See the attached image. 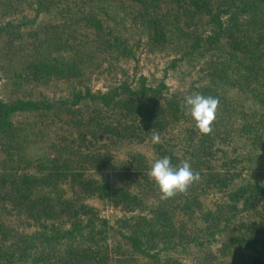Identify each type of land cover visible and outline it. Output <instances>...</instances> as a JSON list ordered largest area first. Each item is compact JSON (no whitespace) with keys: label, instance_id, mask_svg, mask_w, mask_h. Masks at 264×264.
<instances>
[{"label":"trees","instance_id":"16d2710c","mask_svg":"<svg viewBox=\"0 0 264 264\" xmlns=\"http://www.w3.org/2000/svg\"><path fill=\"white\" fill-rule=\"evenodd\" d=\"M12 1L22 0H0V5L12 8ZM24 1L31 5V0ZM35 1L36 15L52 3V0ZM122 1L139 7L132 17L146 34L147 43L158 51L168 46L167 36L176 9L184 8L183 23L187 28L198 17L206 18L210 27L206 35L180 29L178 41L183 43L177 52L180 56L172 60L167 69H175L186 58L214 53L220 60L207 73L209 79L216 85L239 92L254 108L248 111L243 106L245 101L239 104L235 98H227L212 88L197 90L204 96L218 98L217 111L223 116L213 122L211 134L201 135L198 130H191L189 134L194 136L185 139L183 156L162 152L163 148L157 147L160 156L169 157L173 166L185 159L200 174V180L187 192L167 201H161L159 191L155 193L150 188L147 193H153L155 202L145 206L144 199L136 194L113 190L86 178L85 172L103 170L112 162L111 154L96 146L100 142L104 147L124 141L142 144L153 131L162 134L188 117L181 108L186 96L170 92L165 82L168 70L154 87L140 77L122 82L107 92L90 90L87 72L105 58L116 55L137 60L126 41L115 36L104 25L100 14L94 12L92 0H72L67 20L80 24L81 30L90 29V35L80 32L79 47L70 64L39 59L32 68L41 80L52 77L73 79L77 83L65 97L54 101L20 99L6 103L0 98V264H107L110 239L116 245L117 254L140 257L148 264H175L170 255L173 252L184 254L189 250L186 255L192 256L191 250L204 254L215 250L214 247L219 258L229 255L233 264H264L259 254L260 250L264 251V182L260 179L238 181L239 171L225 169L227 165L232 166L235 159L228 163L223 161L220 171H213L210 166L215 140L223 135L226 141L229 136L223 131V123L228 118L239 117L241 137L255 149L264 150V0ZM19 29L20 26L11 21L0 27V38L3 34L9 36L5 47L0 49L2 57L17 46L21 37ZM18 114H34L37 120L28 122L27 130L12 121ZM62 116L68 117L64 122L76 129V139L70 140V144L64 142L57 149L51 145L54 155L45 162L32 163L21 157L19 152L30 135L43 138L47 123H62ZM37 124L43 126L34 131ZM136 159L145 162L142 157L135 158V162ZM141 163L136 162L128 170L142 173L146 167ZM62 180L69 183L68 188L74 195L72 200L53 204L51 200L35 196V187H51V183ZM211 190L225 191L222 203L213 211L203 209L201 201ZM95 194L107 197L129 215L117 220L116 226L110 225L83 202ZM73 200L75 202H71ZM28 201L31 205L26 206L23 214L34 213L38 223L55 219L58 214L61 220L69 214L68 220H64L69 223L68 228L52 224L46 231L43 225L41 232L16 236L10 249L3 247L2 243L14 238V232L2 217L11 215ZM136 210L139 213L136 214ZM196 217L201 223L196 222ZM190 222L196 226L190 227ZM244 251H253L256 255ZM217 256L210 257L215 260L219 259Z\"/></svg>","mask_w":264,"mask_h":264},{"label":"rangeland","instance_id":"374dc122","mask_svg":"<svg viewBox=\"0 0 264 264\" xmlns=\"http://www.w3.org/2000/svg\"><path fill=\"white\" fill-rule=\"evenodd\" d=\"M51 2L47 10L37 15L35 14V0H31L29 6L28 2L24 0L17 3L12 1V8L0 5V27L5 22L11 21L20 26L19 33L21 35L17 46L11 53H5L4 57L0 53V98L3 102L9 103L20 99L54 101L57 98L65 97L72 86L77 83V80L73 79L56 80L52 77L46 81L41 80L32 68L33 64L39 59L70 64L79 47L78 43L82 35L80 32H84V35H90V29L81 30L82 26L80 24L70 23L67 20L66 14L72 0L67 2L65 0H52ZM92 5L94 12L102 17L104 25L109 27L115 36L126 41L128 46L133 49L137 60V62H134L114 55L105 58L92 71L91 69L88 70L87 83L92 92H107L122 82H132L140 77H144L149 86H156L163 79L171 61L180 56V53H177L179 48L183 46V43L178 41L180 29L185 28L187 31L201 35L208 34L210 30L207 19L204 17H198L187 28L183 23L184 8H178L174 11V17L171 19L167 36L168 46L164 51H158L147 43L146 34L139 26L138 21L132 17L139 8L136 4L122 0H92ZM72 24L75 26H71ZM8 38L9 36L2 35L0 49L5 47ZM219 60V56L214 53H206L203 57L186 58L178 63L175 69L167 71L165 82L169 91L174 94L188 96L197 93V90L212 88L225 94L227 98H235L239 104L245 101L243 106L251 111L254 108L253 105L239 92L216 85L207 76L212 66L217 64ZM233 105L237 106L238 104ZM222 116L217 111L215 121L220 120ZM34 117V114H18L12 118V121L16 125L22 124L26 127V124L31 120H37ZM187 117V119L182 120L177 125L170 126L166 132L160 134L161 141L157 144L151 142L152 136H148L146 138L147 142L142 144L136 143V141H124L116 144L111 143L108 147H104L103 142H100L96 146L101 148L102 152L107 150L113 158L112 162L103 170L85 172V177L98 182L104 187L136 194L144 199L145 206H150L155 200L152 197L153 193H147V190L151 188L156 193L158 188L155 182L149 179L148 171L156 159L163 158L160 156L161 152L157 147L160 145L163 148L161 149L162 152L169 151L183 156L187 145L185 139L187 136L193 137L194 134H189V132L195 129V122L189 115ZM238 118L237 116L230 120L225 118L223 131L228 132L229 136L225 139L226 141H224L223 135L215 140L214 157L211 159L210 166L213 171H220L223 169L221 168L223 161L228 163V160L234 161L235 159L237 161L230 167L227 165L225 169H230L232 172L239 171L241 178L238 181L245 179L255 182L254 180L260 179L264 182V150L255 149L245 137H241ZM42 120L45 121V119ZM62 120V123L54 125L48 122L47 126L43 128V138L40 136L35 138V135H30L28 141L22 145V151L19 152L21 157L32 163L45 162L49 156L54 155L55 149L50 147L51 145L54 144L57 149L62 147L64 142L70 144V140H75L77 136L76 129L64 122L68 120V117L62 116ZM42 126L37 124L32 127L35 131ZM26 129L29 130L27 127ZM224 155L227 157L226 161L223 159ZM138 157L144 158L145 162L141 163L140 159H136V162L141 163L146 168L143 169L142 173L135 174L128 168L136 165L134 159ZM182 161H185V159ZM15 166L13 165V167ZM144 174L147 175L145 179ZM67 182L63 180L55 184L53 182L51 187L44 185L38 188L35 187L33 191L36 192V197L51 200L53 204L64 202V200L70 201L74 195L69 190V183ZM224 197L225 191L211 190L206 192L201 197L203 209L213 211L217 204L222 203ZM77 202L79 205V201ZM83 202L86 206L92 208L93 212L99 217L107 219L112 226L118 224L117 220L129 215H125L124 210L121 207H116L114 202L107 197H99L95 194ZM30 205L31 203L28 201L16 208L11 215L2 217L3 221L5 219V223L14 232V238L2 243L3 247L10 249L17 238L16 236L41 232V226L43 225L46 226V231L50 229L52 224L58 228H68L69 223L64 220H68L69 214L63 216L61 220L57 218L58 214L55 219H46L38 223L34 219V213L23 214L24 209L27 208L26 206ZM135 213H139V210H136ZM195 220L197 223H201L199 218L196 217ZM61 222L63 224H60ZM189 226L196 225L190 222ZM222 239H224V236ZM108 244L111 250H109L107 264H148L147 260L140 257L117 254L115 252L116 245L112 243L111 239L108 240ZM214 249L204 254L198 253L197 250H191L192 256L186 255L189 250L184 254L178 251L170 255L175 264H233L231 256L219 258L216 247ZM244 252L256 255L253 251ZM259 254L264 258L263 250H260ZM211 255H216V258L219 259L213 260L210 257Z\"/></svg>","mask_w":264,"mask_h":264},{"label":"clouds","instance_id":"9594fccd","mask_svg":"<svg viewBox=\"0 0 264 264\" xmlns=\"http://www.w3.org/2000/svg\"><path fill=\"white\" fill-rule=\"evenodd\" d=\"M219 106L218 98L193 93L184 97L181 104L182 110L195 122V129L201 135L211 134L213 122ZM161 141L159 133L153 131V144ZM148 177L155 182L159 191L161 201L174 198L177 194H183L196 182L200 180L199 172H195L188 161H181L173 166L169 157L156 159L148 171Z\"/></svg>","mask_w":264,"mask_h":264}]
</instances>
